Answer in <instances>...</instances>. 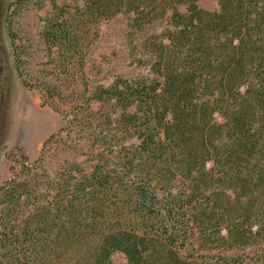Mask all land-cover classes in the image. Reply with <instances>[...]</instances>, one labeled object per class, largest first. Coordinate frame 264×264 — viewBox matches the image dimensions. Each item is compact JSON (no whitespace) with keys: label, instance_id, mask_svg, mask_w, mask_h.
Segmentation results:
<instances>
[{"label":"trees","instance_id":"trees-1","mask_svg":"<svg viewBox=\"0 0 264 264\" xmlns=\"http://www.w3.org/2000/svg\"><path fill=\"white\" fill-rule=\"evenodd\" d=\"M199 1L51 0L40 35L62 74L119 14L144 71L97 84L76 113L89 166L45 170L61 129L11 167L0 264H264V0Z\"/></svg>","mask_w":264,"mask_h":264},{"label":"rangeland","instance_id":"rangeland-1","mask_svg":"<svg viewBox=\"0 0 264 264\" xmlns=\"http://www.w3.org/2000/svg\"><path fill=\"white\" fill-rule=\"evenodd\" d=\"M15 1L0 0V185L11 176L12 166L18 163L20 168L22 154L30 161L37 160L45 140L61 129L46 151L45 170H60L70 161L89 166L92 142L87 131L77 124L76 113L83 110L97 84L110 83L119 74L132 76L144 71L134 63L129 41L130 15L119 14L91 34L83 54L84 69L77 65L71 77L56 69L41 39L43 19L52 11L51 0H24L18 6L13 5ZM57 1L60 4L83 2ZM199 3L209 10L219 8L218 0ZM17 63L21 64L20 71L30 84L58 87L57 91L53 89L54 99L41 87L24 86ZM54 100L60 105V111L53 106ZM97 106L93 102L94 109ZM80 114L79 117L83 115ZM114 259L120 264L126 263L121 252H116Z\"/></svg>","mask_w":264,"mask_h":264}]
</instances>
